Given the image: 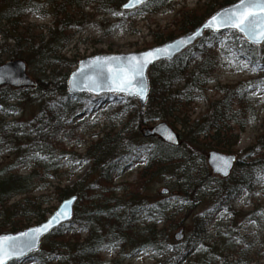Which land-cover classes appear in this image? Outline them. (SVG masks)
<instances>
[{"label": "trees", "instance_id": "trees-1", "mask_svg": "<svg viewBox=\"0 0 264 264\" xmlns=\"http://www.w3.org/2000/svg\"><path fill=\"white\" fill-rule=\"evenodd\" d=\"M125 1H117L115 7H121ZM236 1L210 0L200 8L181 10L175 29L153 33L149 46L193 30L218 9ZM81 3L82 0H3L0 6V21L3 23L0 25V65L9 60L23 59L27 64L36 62L42 68L37 75V86L25 93L28 96L26 99L39 100L41 117L36 114L34 122L44 124L50 130V134L46 133L36 145L49 149L52 156L60 152L57 156L66 157L68 161L90 162L91 173L95 175L77 185L55 187L54 196L60 202L71 195H78L74 218L47 235L39 251L30 257L40 264H48L54 251L62 249L69 255L70 264H102V251L106 246H128L133 250L136 246H149L164 257V264H221L216 245H206L208 239H214L209 234L212 209L223 207L234 215L238 214L233 207V199L242 190L253 192L248 174L255 170L258 162H264V153L247 164L237 158L239 134L231 124L241 122L248 109V88L226 89L220 99L206 98L207 86L213 80L218 64L212 44L207 40L209 36L217 35L208 31L194 46L174 59L162 60L151 66L146 109L142 111L140 105V108L136 106L131 117L138 127L133 134L122 136L126 127L118 132H105L91 141L83 155L73 147L57 146V136L65 132L66 118L76 113L81 97L68 93L66 80L72 65L69 64L67 71L63 72L65 59L58 54L59 43L71 35L70 25L78 22ZM46 7L54 9L56 27L62 28L47 27L48 33L44 34L41 26L27 23L25 19L34 12L45 17ZM229 33L236 39L241 37L235 31ZM242 45L251 54L252 61L257 62V47L245 40ZM261 55L264 56V46ZM25 89L0 88V105L7 104L17 91ZM53 93L59 94L55 100L50 98ZM197 97H205L208 109L193 118L191 111ZM126 100L129 101V98L126 97ZM157 120L166 121L178 129L180 146H171L157 136L144 135L145 129ZM211 151L234 155L235 163L238 167H246V171L241 170L234 179L215 175L207 162ZM141 154L146 157V165L139 171V182L133 191L123 189L125 196L117 197L119 187L114 185L116 176L130 167L132 160ZM54 168L53 163L44 167L45 172ZM37 176L35 169L24 175L12 165L0 173V234L16 233L36 225L56 209L47 206L50 195L35 193ZM43 177L45 179L46 176L41 175ZM168 177L175 178L172 183L175 195L156 202L144 197L142 192L150 181ZM41 188L44 189L43 186ZM204 205L206 207L200 212L195 211ZM142 212L155 217V221L140 227L139 215ZM244 217L264 228L263 206L252 208ZM186 218L191 219L192 229L185 242H176L172 231L184 224ZM101 223L109 227L105 233L99 232L98 224ZM215 227L213 225L212 228L217 231ZM83 228L88 229L84 239L81 237ZM227 244L228 240L225 241ZM259 244L253 241L247 248L251 251ZM204 245L208 247L203 248ZM241 251L244 255L241 253L237 264H244L242 259L248 252L244 248ZM8 264L23 262L13 260Z\"/></svg>", "mask_w": 264, "mask_h": 264}, {"label": "rangeland", "instance_id": "rangeland-1", "mask_svg": "<svg viewBox=\"0 0 264 264\" xmlns=\"http://www.w3.org/2000/svg\"><path fill=\"white\" fill-rule=\"evenodd\" d=\"M47 1L49 0H42V2ZM117 1L119 0H82L81 11L76 19L78 22H72L73 24L69 27L71 29L70 37L68 36L69 38H66L64 42L59 43L58 54L61 59H65L63 72H66L68 65L71 64V69L68 70V74H70L76 69L80 60L96 54L129 53L149 48L153 40V33L175 29L176 18L181 10L200 8L210 0H162L159 6L141 9L136 15H132V11L124 12L121 7H115ZM2 2L3 0H0V6ZM45 9V17L34 12L29 14L25 20L27 23L41 26L44 29L43 33L47 34V27L51 29L56 27L57 18L53 14L52 7ZM118 12H124V15L113 14ZM1 24L3 23L0 21ZM61 28L59 26L57 29ZM216 35L209 36L207 39L212 44L218 64L213 80L207 86L206 98L220 99L224 96L226 89L248 88L250 97L248 109L241 122L231 124L239 134L236 146L239 151L237 158L247 164L264 153V56L261 55L264 44L261 47L255 46L258 58L257 62H254L251 54L242 45L244 41L242 36L236 39L231 36L229 31ZM0 42H2L1 35ZM74 62L76 64L73 65ZM244 63H247V68L243 67ZM253 68L256 70L253 71ZM41 70L42 68H39L36 62L27 64V72L36 83L37 75H40ZM33 87H24L25 91H17L12 98L7 100V104L0 105V173L9 165L14 166L16 171L24 175L30 174L33 169L37 170L36 178L38 180L35 185V193L50 195L47 206L58 207L60 201L54 196L55 187L77 185L85 178L91 180L95 175L91 173L90 162L68 161L66 157L57 156L60 155V152H57L56 156H52L49 149H43L40 148L41 145H36L46 133L50 134V130L44 124L34 122L36 114L39 118L41 117L39 100L35 98V100H28L26 99L28 96L25 94L28 91L31 92ZM58 97V93L50 95L52 100ZM128 98L129 101L126 100V96L120 94L81 95L76 113L66 118L68 123L64 125L65 132H60L57 136V146L73 147L77 153L83 155L91 141L96 140L105 132H118L126 127V132H123L122 136L133 134L135 130H138V127L131 117L135 114L136 106L140 107L137 98ZM207 109L208 102L205 97H197L192 106V117L195 118L205 113ZM233 109L236 108L233 107ZM157 122L160 121L151 123L147 129L154 127ZM173 128L178 132V129ZM51 163L55 168L45 172V165ZM131 163L130 167L115 178L114 185L119 187L116 192L117 197L123 195L125 191H133L134 186L139 182V171L146 165V157L142 154L137 155ZM245 168L238 167L235 163L227 177L234 179L241 170L246 171ZM212 173L214 172L212 171ZM261 174H264V162H258L255 170L248 174L253 192L242 190L233 199V207L238 214L234 215L225 211L226 209L223 207L212 209L213 220L210 223L209 234L214 239L216 238V241L208 239L206 245L213 243L216 245L218 254L221 256V264H237L238 258L243 253L242 248L248 251L242 259L244 264H264V249L260 248L264 247V228L244 217L248 212H251L252 208L264 207V179L258 178ZM41 175L46 176L45 179L44 177L42 179ZM174 181V177L152 180L146 185L142 194L152 202L165 198L170 199L176 194V191L172 189ZM42 186L44 189L41 188ZM165 188L168 189V192L163 194L162 190ZM206 205L195 211L200 212ZM139 220L140 227H144L151 225L155 221V217L152 218L142 212L139 215ZM31 222H33V218ZM161 223L160 225H162ZM213 225L217 226V228L215 227L217 231L212 228ZM98 226L100 233H105L109 229L104 223L98 224ZM180 229H183L184 232V237L180 242H185L192 229L191 219L186 218L184 224L172 231V235L174 236V233ZM87 232V228L82 229L81 237L83 239ZM68 233L71 234V231ZM227 240L228 244L225 245ZM253 241H258L260 244L249 251L247 246ZM207 247L204 245L203 248ZM102 258V264L164 262V257L149 246H136L134 250L128 246H106L102 251ZM22 262L23 264H40L38 260L30 256L23 259ZM48 262V264H70L69 255L65 250H55L53 257Z\"/></svg>", "mask_w": 264, "mask_h": 264}, {"label": "snow or ice", "instance_id": "snow-or-ice-1", "mask_svg": "<svg viewBox=\"0 0 264 264\" xmlns=\"http://www.w3.org/2000/svg\"><path fill=\"white\" fill-rule=\"evenodd\" d=\"M161 2L162 0H127V2L123 4V8L125 10H136L131 12L132 15H136L141 9L159 6ZM113 14L123 16L124 12ZM225 27L236 29L244 33L252 42L264 43V0H238L232 7L224 9L212 16L204 25V28L212 29L216 32H219ZM200 34L201 32L198 31L192 34V36L177 42L174 48L169 46L153 49L144 53L142 57H137L135 55L127 58L97 57L90 62V67L94 68L95 74L91 77H85L83 80L75 79L76 74H74V87L80 88L81 90L86 89L92 91L96 93V95H99L103 90H107L113 93L137 95L143 99L146 90L142 86L137 85L138 90L136 92H131L129 90L131 80H129L127 75L123 72V67L129 68L134 77L139 76L142 74V70L147 63H151L153 60L160 59L161 57L170 59L176 50L182 45L191 43V41ZM120 59L126 60L127 64L120 66L115 73L105 76L104 69L108 64L113 60ZM243 67L247 68V63H244ZM257 67H259V65H257ZM252 70L255 71L256 68ZM166 139L174 141V137L171 135H168ZM224 174L227 175L226 172ZM258 178L264 179V174H261ZM69 215L68 204L66 202L55 212L49 221L22 233L21 236L24 237L23 240L19 239V237L0 236V264H7L9 259L22 258L23 254L30 252L36 246L39 236L49 231L53 224L60 222L61 218L67 219Z\"/></svg>", "mask_w": 264, "mask_h": 264}, {"label": "water", "instance_id": "water-1", "mask_svg": "<svg viewBox=\"0 0 264 264\" xmlns=\"http://www.w3.org/2000/svg\"><path fill=\"white\" fill-rule=\"evenodd\" d=\"M126 2H127V0L124 3H126ZM237 2H238V0L234 3H231L229 5H226L220 9H218L215 13H213L210 17H208L205 21H203L199 26L195 27L193 30H191L187 33H184L180 36H177L171 40L165 41L161 44L154 45L148 49L136 51V52H129V53H119V54H115V53H112V54H96V55L86 57V58L80 60L78 65H77V68L70 73V75L68 76V78L66 80L67 91L71 95L92 94L94 96H101L104 94H121V95H125V96L136 97L138 99L140 105H141L142 111H144L146 108L147 99H148V96L150 93V79L148 76V72H149V69L151 68V66L154 65L155 63L159 62V61H162V60H169L170 61V60L174 59L177 55L181 54L183 51H185L189 47L193 46L198 40L203 38L207 31H212L214 33H222V32L228 31V30H232V31H236V32L240 33L243 36V38L245 39V41H247L248 43H250L252 45L262 46L264 44V43H255V42L250 41L245 36L244 33H241L236 29H230V28L225 27V28H222L219 32H216L212 29L204 28V25L211 19L212 16L216 15L217 13L221 12L224 9H228V8L232 7ZM123 4L121 5L122 10L132 11V10H125L123 8ZM198 31L201 32V34L199 36H197L194 40H192L191 43H189L187 45H182L178 50L175 51L174 55H172V57L170 59L167 57H161L160 59L153 60L151 63H147L142 70V74L139 76L134 77L132 71L129 68L123 67V69H122L123 72L127 75L129 80H131L129 90L131 92H136L138 90L137 85L142 86L146 90L145 96L143 99H141L137 95H129L127 93H113V92H108L107 90H103L100 92L99 95H96V93H94L92 91H88L86 89L81 90L80 88L74 87V74H76L75 79H79V80H83V79H85V77H91L95 74L94 68L90 67V62L95 60V58H97V57H101V58H104V57L127 58V57H130L133 55H135L137 57H142V55L144 53L151 51L153 49L165 48V47H169V46H172L174 48L175 45L177 44V42H179L180 40H182L184 38L192 36V34L198 32ZM126 64H127V61L124 59L111 61L108 64V66L104 69L105 76H108L110 74L115 73L120 66L126 65ZM36 84L37 83L35 81H33L32 78L30 77V75L28 74L27 64L24 60L13 59V60H9V61L0 65V87H3V86L30 87V86H35ZM144 135L145 136H158L161 140H163L167 144L175 146V147H178L181 144L178 133L165 121L157 123L151 129H145ZM168 135L173 136L174 141H169L168 139H166V137ZM207 161H208V164L214 173L219 174L223 177H227L230 175V173L232 171V168H233V165L235 162V156L234 155H227V154L221 153L219 151H211L209 153ZM225 172L227 173V175L224 174ZM167 192H168V189H166V188L162 190L163 194H166ZM77 201H78V195H76V194L71 195V196L65 198L64 200H62L61 203L59 204V206L53 211V213L50 214L48 216V218L46 220L42 221L41 223L34 225V226H30V227L25 228V229L18 231L16 233L0 234V236L19 237V239L23 240L24 237L21 236L22 233H25L29 229H33L39 225L46 223L47 221H49L52 218V216L55 214V212L61 208L62 205H64L66 202L68 204V211H69L70 215L68 216L67 219L61 218L60 222L53 224L51 226V228L49 229V231H47L43 235L39 236L37 243H36V246L30 252L23 254L22 258H20V259H9L7 261V264L13 260L25 259L30 254L38 251L41 247V243H42L43 239L47 235H49L56 228L60 227L62 224L67 223L73 219L74 212H75V205H76ZM183 237H184L183 229L178 230L174 234V239L178 242L181 241L183 239ZM154 264H163V263L161 261H159V262L154 263Z\"/></svg>", "mask_w": 264, "mask_h": 264}]
</instances>
